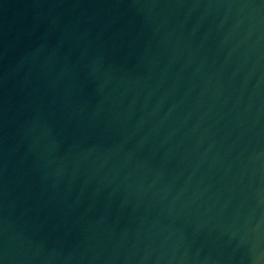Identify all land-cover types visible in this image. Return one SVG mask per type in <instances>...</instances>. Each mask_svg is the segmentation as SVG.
I'll use <instances>...</instances> for the list:
<instances>
[{
    "label": "water",
    "instance_id": "obj_1",
    "mask_svg": "<svg viewBox=\"0 0 264 264\" xmlns=\"http://www.w3.org/2000/svg\"><path fill=\"white\" fill-rule=\"evenodd\" d=\"M0 264H264V0H0Z\"/></svg>",
    "mask_w": 264,
    "mask_h": 264
}]
</instances>
